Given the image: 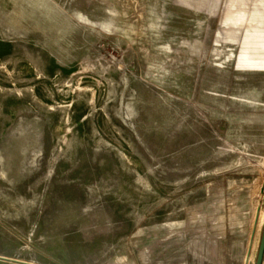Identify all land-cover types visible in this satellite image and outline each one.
Listing matches in <instances>:
<instances>
[{
	"label": "rangeland",
	"instance_id": "1",
	"mask_svg": "<svg viewBox=\"0 0 264 264\" xmlns=\"http://www.w3.org/2000/svg\"><path fill=\"white\" fill-rule=\"evenodd\" d=\"M263 231L264 0H0V264H256Z\"/></svg>",
	"mask_w": 264,
	"mask_h": 264
},
{
	"label": "water",
	"instance_id": "2",
	"mask_svg": "<svg viewBox=\"0 0 264 264\" xmlns=\"http://www.w3.org/2000/svg\"><path fill=\"white\" fill-rule=\"evenodd\" d=\"M263 256H264V231H263V236H262L256 264H262Z\"/></svg>",
	"mask_w": 264,
	"mask_h": 264
}]
</instances>
